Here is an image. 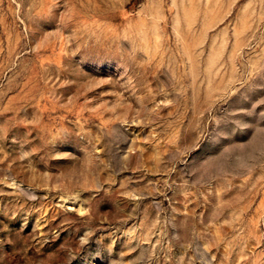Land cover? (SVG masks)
<instances>
[{"label":"rangeland","instance_id":"374dc122","mask_svg":"<svg viewBox=\"0 0 264 264\" xmlns=\"http://www.w3.org/2000/svg\"><path fill=\"white\" fill-rule=\"evenodd\" d=\"M0 264H264V0H0Z\"/></svg>","mask_w":264,"mask_h":264}]
</instances>
